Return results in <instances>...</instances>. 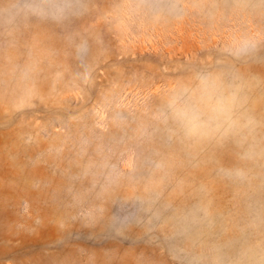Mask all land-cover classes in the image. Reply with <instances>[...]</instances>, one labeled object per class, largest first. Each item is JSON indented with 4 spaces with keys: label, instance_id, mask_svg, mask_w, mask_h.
<instances>
[{
    "label": "rangeland",
    "instance_id": "rangeland-1",
    "mask_svg": "<svg viewBox=\"0 0 264 264\" xmlns=\"http://www.w3.org/2000/svg\"><path fill=\"white\" fill-rule=\"evenodd\" d=\"M0 264H264V0H0Z\"/></svg>",
    "mask_w": 264,
    "mask_h": 264
}]
</instances>
